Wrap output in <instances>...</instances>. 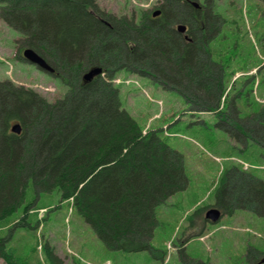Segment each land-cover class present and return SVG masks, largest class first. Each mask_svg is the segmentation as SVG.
<instances>
[{
	"label": "trees",
	"instance_id": "trees-1",
	"mask_svg": "<svg viewBox=\"0 0 264 264\" xmlns=\"http://www.w3.org/2000/svg\"><path fill=\"white\" fill-rule=\"evenodd\" d=\"M89 2L0 0V16L22 35L21 47L56 68L67 87L62 98L49 101L32 88L0 80V225L23 204L32 184L36 194L58 189L108 249L150 251L156 206L187 177L182 154L156 130L143 132L122 107L112 82L117 72L146 73L178 92L191 110L213 112L229 122L236 138L262 148L264 116H237L230 110L235 97L221 107L230 43L214 60L209 44L217 39L219 19L201 3L168 0L161 15L143 13L134 22L92 9ZM178 23L187 26L189 40L176 31ZM96 67L101 73L85 79ZM14 122L21 124L20 133L11 131ZM214 195L225 215L242 208L264 217V179L252 172L226 168ZM8 240L0 236V257L6 264H26ZM181 259L205 264L185 253Z\"/></svg>",
	"mask_w": 264,
	"mask_h": 264
},
{
	"label": "rangeland",
	"instance_id": "rangeland-1",
	"mask_svg": "<svg viewBox=\"0 0 264 264\" xmlns=\"http://www.w3.org/2000/svg\"><path fill=\"white\" fill-rule=\"evenodd\" d=\"M89 1L99 12L139 22L143 13L162 11L168 0ZM194 1L219 19L217 39L209 44L213 59L218 60L221 47L230 43L222 101L235 97L230 110L234 107L241 118L256 112L264 116V0ZM10 26L0 16V80L32 88L49 101L62 98L67 87L55 76L56 68L49 71L23 57L24 42ZM117 75L128 78L123 84L114 81L122 107L140 127L156 130L182 154L187 177L181 189L156 206L151 250L108 249L58 189L36 194L32 184L26 188L23 204L0 225V236L9 237L8 247L26 264H182L183 253L205 264H249L264 257L263 216L238 208L216 223L204 218L226 168L242 170L239 162L243 161L250 166L243 167L246 172L264 179V148L236 138L229 122L216 114L191 110L178 92L146 73L122 69ZM0 264H6L2 257Z\"/></svg>",
	"mask_w": 264,
	"mask_h": 264
},
{
	"label": "water",
	"instance_id": "water-1",
	"mask_svg": "<svg viewBox=\"0 0 264 264\" xmlns=\"http://www.w3.org/2000/svg\"><path fill=\"white\" fill-rule=\"evenodd\" d=\"M158 11H155L153 13V15L158 14ZM176 30L178 32H183L185 30V25L184 24H178L176 27ZM23 56L25 58H27L28 60H30L31 62H34L36 64H38L40 67L45 68L47 70H50L49 65L45 62V60L43 59V57H41L39 54H37L34 50L30 49V48H25L23 50ZM101 68L100 67H96L91 69L90 71H88L85 75L84 78L85 79H89L91 78L93 75L97 74L98 72H100ZM21 126L19 123H15L11 126V130L18 133L20 132ZM205 217L209 220H211L212 222L216 221L219 219L220 217V211L217 208H210L206 211L205 213ZM262 263H264V258L262 259ZM255 264H259V263H255Z\"/></svg>",
	"mask_w": 264,
	"mask_h": 264
},
{
	"label": "flooded vegetation",
	"instance_id": "flooded-vegetation-1",
	"mask_svg": "<svg viewBox=\"0 0 264 264\" xmlns=\"http://www.w3.org/2000/svg\"><path fill=\"white\" fill-rule=\"evenodd\" d=\"M212 206H216V204H213ZM260 259H261V258H260ZM260 259L253 260V261H251L249 264H252V263H254V262H257V261H259Z\"/></svg>",
	"mask_w": 264,
	"mask_h": 264
}]
</instances>
